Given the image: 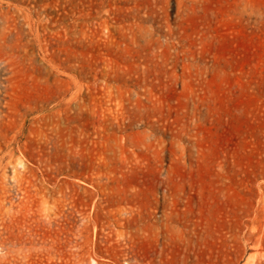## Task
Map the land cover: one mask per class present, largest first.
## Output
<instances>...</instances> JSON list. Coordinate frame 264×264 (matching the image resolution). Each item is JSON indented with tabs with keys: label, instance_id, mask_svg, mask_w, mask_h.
I'll list each match as a JSON object with an SVG mask.
<instances>
[{
	"label": "rangeland",
	"instance_id": "rangeland-1",
	"mask_svg": "<svg viewBox=\"0 0 264 264\" xmlns=\"http://www.w3.org/2000/svg\"><path fill=\"white\" fill-rule=\"evenodd\" d=\"M0 264H264V0H0Z\"/></svg>",
	"mask_w": 264,
	"mask_h": 264
}]
</instances>
